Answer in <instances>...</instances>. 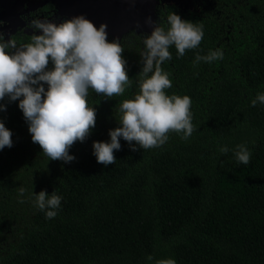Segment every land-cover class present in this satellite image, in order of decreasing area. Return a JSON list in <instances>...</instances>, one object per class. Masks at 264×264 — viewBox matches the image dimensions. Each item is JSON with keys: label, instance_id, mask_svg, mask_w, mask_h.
<instances>
[{"label": "trees", "instance_id": "1", "mask_svg": "<svg viewBox=\"0 0 264 264\" xmlns=\"http://www.w3.org/2000/svg\"><path fill=\"white\" fill-rule=\"evenodd\" d=\"M194 7L160 3L153 22L167 30L174 12L203 25L198 48L178 57L173 46L162 65L172 80L167 93L192 100L196 131L187 140L170 133L162 147L133 151L121 137L115 164L93 155V142H110L119 127L120 102L139 91L145 31L107 35L123 46L133 83L112 99L90 94L96 125L71 147V163L49 160L32 142L19 100L0 101L13 142L0 150V264H264V104H251L264 93V0ZM30 36L13 38L20 47ZM217 49L222 59L194 64ZM239 144L252 153L248 165L235 159ZM41 190L62 197L53 219L35 206L32 193Z\"/></svg>", "mask_w": 264, "mask_h": 264}, {"label": "clouds", "instance_id": "2", "mask_svg": "<svg viewBox=\"0 0 264 264\" xmlns=\"http://www.w3.org/2000/svg\"><path fill=\"white\" fill-rule=\"evenodd\" d=\"M167 22L170 25L167 30L157 25L150 36L144 37L139 91L133 98L120 102L119 127L109 130L110 142H93L97 163L104 166L116 163L114 150L121 149V137L133 151L137 147L150 150L162 147L170 133L187 140L196 131L191 98L167 93L172 80L162 65L172 59L173 46L178 57L186 50L198 48L204 37L203 25L183 20L174 12ZM30 27L42 34L31 35L30 42L20 47L13 37L5 41L0 32V101L5 97L19 100L18 107L28 122L32 142L40 146L49 160L71 163L75 160L69 154L71 147L78 141L84 142L96 125V108L89 102L90 94L112 99L123 96L132 86L124 48L119 41H108L107 25L97 28L83 16L58 25L35 19ZM222 58L223 52L217 49L205 56L197 54L194 64ZM258 102L264 104V93H258L251 104L254 107ZM3 110L6 108L0 104V111ZM11 137V131L0 120V150L12 147ZM228 151L227 146L220 148L223 154ZM234 154L238 164L250 163L252 153L246 144L237 145ZM18 191L23 196L27 190L21 187ZM32 195L35 206L45 211L46 219L57 216L61 196L55 191L49 195L44 190ZM148 259L153 257L150 255ZM156 264H176V261L162 259Z\"/></svg>", "mask_w": 264, "mask_h": 264}, {"label": "water", "instance_id": "3", "mask_svg": "<svg viewBox=\"0 0 264 264\" xmlns=\"http://www.w3.org/2000/svg\"><path fill=\"white\" fill-rule=\"evenodd\" d=\"M64 3L66 15L70 19L83 16L97 28L105 24L107 35L116 38L130 29L151 34L160 3L195 9L194 0H79L75 4L64 0Z\"/></svg>", "mask_w": 264, "mask_h": 264}, {"label": "flooded vegetation", "instance_id": "4", "mask_svg": "<svg viewBox=\"0 0 264 264\" xmlns=\"http://www.w3.org/2000/svg\"><path fill=\"white\" fill-rule=\"evenodd\" d=\"M79 0H68L75 4ZM64 0H0V32L5 41L16 34L40 35V30L30 27L35 19L60 24L70 20L66 15Z\"/></svg>", "mask_w": 264, "mask_h": 264}]
</instances>
